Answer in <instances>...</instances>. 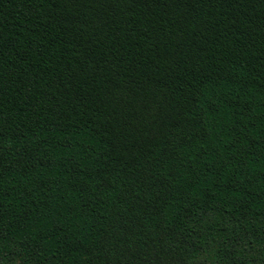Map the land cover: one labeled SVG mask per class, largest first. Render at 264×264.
<instances>
[{"label": "trees", "instance_id": "16d2710c", "mask_svg": "<svg viewBox=\"0 0 264 264\" xmlns=\"http://www.w3.org/2000/svg\"><path fill=\"white\" fill-rule=\"evenodd\" d=\"M0 264H264V0H0Z\"/></svg>", "mask_w": 264, "mask_h": 264}]
</instances>
